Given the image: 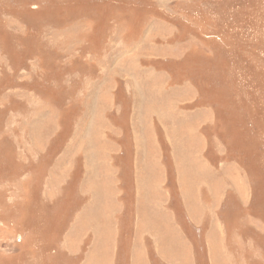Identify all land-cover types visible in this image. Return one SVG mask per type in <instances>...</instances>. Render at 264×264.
Listing matches in <instances>:
<instances>
[{
  "label": "rangeland",
  "instance_id": "obj_1",
  "mask_svg": "<svg viewBox=\"0 0 264 264\" xmlns=\"http://www.w3.org/2000/svg\"><path fill=\"white\" fill-rule=\"evenodd\" d=\"M145 132L169 185L186 154V215L177 197L162 211L171 255L264 264V0H0V264H64L82 206L71 255L113 264L84 240L98 205L124 208L127 240Z\"/></svg>",
  "mask_w": 264,
  "mask_h": 264
},
{
  "label": "crops",
  "instance_id": "obj_2",
  "mask_svg": "<svg viewBox=\"0 0 264 264\" xmlns=\"http://www.w3.org/2000/svg\"><path fill=\"white\" fill-rule=\"evenodd\" d=\"M160 128L163 130L165 129L161 125ZM146 134L147 137L145 140H142V145H144V147H148V150L145 151L144 157L138 159L136 158V161H133L132 159V165H130V168H128V170H132V172L134 171V175H132L133 179L131 181V183L133 182L134 184V196L130 203V216L129 218L124 219L125 225L128 226V230L130 229L127 240L123 242L120 241V229L121 224L123 225L122 214L124 208L120 209L119 207H116V212L106 214L102 212L108 209V206H105L104 209H101L98 205V207L95 208L97 210L91 213L93 217L91 218L93 225L90 227V229H98V233L94 235L90 234L88 243H86L88 237L84 241L85 245L87 244L85 248L88 250H93V253H95L94 257L96 261L116 264L119 257L120 246L123 245L126 247V251L124 253L125 264H134V262L136 264H184L177 259L176 255H171L173 253V251L170 249L172 241L169 239L166 241L167 236L163 229V217L165 215H162V211H166L165 206L167 205L168 199L177 197L179 199L181 210L183 214L186 215L187 211L185 209V203L181 193L182 187L178 180L180 172L178 168L179 164L177 162L184 159L186 154H181L178 157L177 153L174 152V149H170L171 162L174 164L176 173L172 179L171 186L167 181L166 169L162 161L161 152L159 150V142L154 140L151 134ZM164 138L166 142L172 143V141L169 138H166L165 135ZM155 144L158 145L154 147ZM150 147H152L154 151V158L152 159L148 158V153L151 149ZM115 154H118V152H115ZM147 162L158 167L157 170L149 169L147 167ZM203 164L206 167L205 162H203ZM106 204L108 203L106 202L103 205ZM83 212L84 206H82L75 215L74 222H72L70 225L68 232L64 233V236H62L63 238L62 241H60V247L59 244L56 245V247H59V258L61 257L65 260L64 264H66L68 261L71 262L70 259L78 260L77 264L84 263L85 259L83 253L81 257L71 255L73 253L75 254V250L79 246L74 245V241L69 237L71 227L80 219V216L83 214ZM95 212L96 214L93 215ZM82 218L85 220L87 216L84 215ZM177 229L180 228L177 227ZM82 240L83 239L78 240L77 244H82ZM19 245L21 244L18 243L16 246L18 250L20 249ZM166 245L168 247L164 248L163 250L164 256L160 254V247H165ZM193 255L194 252L191 251V263L193 260ZM13 256H18V254ZM60 263L63 264L62 262Z\"/></svg>",
  "mask_w": 264,
  "mask_h": 264
},
{
  "label": "trees",
  "instance_id": "obj_3",
  "mask_svg": "<svg viewBox=\"0 0 264 264\" xmlns=\"http://www.w3.org/2000/svg\"><path fill=\"white\" fill-rule=\"evenodd\" d=\"M19 244H21V245H19L20 249L17 250V251L15 252L16 254H21V253L23 252V250L25 249L24 246H26V245H25V242H24V239H22V240L19 242ZM27 246H28V245H27ZM27 246H26V247H27ZM29 248H31V247L29 246Z\"/></svg>",
  "mask_w": 264,
  "mask_h": 264
}]
</instances>
